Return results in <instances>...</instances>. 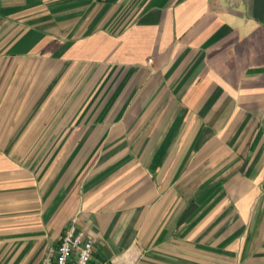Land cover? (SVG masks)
Masks as SVG:
<instances>
[{
	"label": "crops",
	"instance_id": "crops-1",
	"mask_svg": "<svg viewBox=\"0 0 264 264\" xmlns=\"http://www.w3.org/2000/svg\"><path fill=\"white\" fill-rule=\"evenodd\" d=\"M71 227L93 264H264V0H0V264Z\"/></svg>",
	"mask_w": 264,
	"mask_h": 264
},
{
	"label": "built area",
	"instance_id": "built-area-1",
	"mask_svg": "<svg viewBox=\"0 0 264 264\" xmlns=\"http://www.w3.org/2000/svg\"><path fill=\"white\" fill-rule=\"evenodd\" d=\"M93 253L92 241H83L82 235H77L76 228L71 227L58 245L47 247L42 261L43 264H93ZM96 264H114V262Z\"/></svg>",
	"mask_w": 264,
	"mask_h": 264
}]
</instances>
